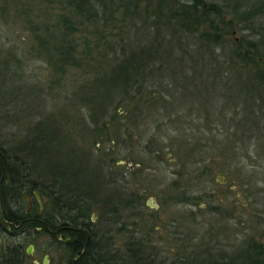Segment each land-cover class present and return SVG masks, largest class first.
I'll use <instances>...</instances> for the list:
<instances>
[{
  "label": "rangeland",
  "instance_id": "374dc122",
  "mask_svg": "<svg viewBox=\"0 0 264 264\" xmlns=\"http://www.w3.org/2000/svg\"><path fill=\"white\" fill-rule=\"evenodd\" d=\"M205 1L221 6L225 15L221 24L229 33L209 64L217 71H210L211 75L221 74L219 84L214 88L213 81L190 79L192 67L204 68V60L190 63L185 78H177L176 72L174 80H162L170 88V95L163 97L167 107L155 102L152 115L137 118L126 127L117 117L107 130L99 131L101 137L92 145L96 138L86 126L91 121L86 114L89 107H81L80 92L90 91V82L99 75L96 69L103 68L74 65L64 67V77H58L47 61L49 56L37 50L35 36L62 33L64 21L69 19L74 28L68 33L76 35L77 53L85 50L92 58L98 53L102 34L110 44L117 33H157L156 29L144 28L142 17L129 20L117 12L110 18L118 4L113 0H90L89 5L99 9L93 19L87 18L88 3L81 0H0V143L5 148L20 146L32 140L36 124L56 120L64 139L55 144L52 153L60 154V150L63 158L68 155L71 171L86 168L94 172L95 201L89 203L88 214L93 229L110 238L114 255L127 254L129 245L140 240L139 246L150 249V254L157 252L159 262L209 254L239 264V254L249 246L261 249L258 256L264 257V91L252 79L236 81L231 64L224 62L232 43L253 41L255 30L246 28L252 17L245 24L234 21L229 25V19L233 20L229 11L238 0ZM260 3L264 0H245L239 11ZM77 6H82L81 11ZM141 6L142 11L144 4ZM260 8L261 15L256 16L259 14L257 20L264 30V4ZM153 23L148 21L150 26ZM200 31L188 33H214ZM182 37L192 44L190 49L196 48L191 36ZM196 49L189 52L198 56ZM44 152L47 159L48 152ZM180 154L182 165L177 158ZM53 161L48 158L46 164ZM27 169L33 174L39 166L27 163ZM36 179L38 176L33 180L40 181V177ZM66 179L69 177L63 184ZM35 197L36 201L29 195L19 201L23 211L42 210L45 196ZM1 201L2 197L0 213ZM8 229V238L18 241L21 232ZM30 236L24 252L29 245L33 250L30 256L25 253V264H70L72 259L63 245L53 244L39 230ZM4 239L5 233L0 232V242Z\"/></svg>",
  "mask_w": 264,
  "mask_h": 264
},
{
  "label": "trees",
  "instance_id": "16d2710c",
  "mask_svg": "<svg viewBox=\"0 0 264 264\" xmlns=\"http://www.w3.org/2000/svg\"><path fill=\"white\" fill-rule=\"evenodd\" d=\"M81 1L88 3V6L86 5L89 11L87 18H96V12H98L96 10L99 9H95L93 5L91 7L90 0ZM111 1L108 0V2ZM113 1L118 4L115 10L112 9L113 13L110 18L117 12L122 13L123 17L129 20L142 17V22L145 20L143 27L155 28L157 33H117L113 43L110 44L102 34L98 53L92 54V58L87 57L90 54H87L85 50L80 54L77 53L76 35L68 33L74 28L69 19L64 21V32L42 33L44 36L39 33L37 35L40 36H35L37 50L49 56L47 61L53 66L58 77L61 75L63 78L65 70L74 65L95 64L94 66L103 68L102 70L96 69L99 71L98 80L90 82V91L82 89L80 92V101L84 103L81 107L85 110L89 107L86 114L91 121L86 126L90 132H93L91 135L96 138L92 145L97 144L96 141L101 137L99 131L107 130V125L115 119L120 118V122L126 127L127 123L135 124L137 118L152 115L153 107L157 105V102L159 106L167 107L166 98L163 97H167L165 94L170 95V88H165L162 80L173 79L172 75L176 72L178 73L177 78H185L188 76L186 73L189 71L187 68L190 63L194 65L200 62V59L204 60V68L196 70L192 67V74L189 77L190 79L213 81L212 86L215 88L219 84L221 74L211 75L210 71H217L209 64L214 62L217 56L214 51H217L221 44H225V36L229 34L225 33L228 31L221 24L225 15L221 6L216 3H209L205 0H183L180 3H176V0ZM243 1L245 0H238L231 6L229 12H232L230 15L233 20L229 19L231 23L229 25H233L234 21L245 24L246 19L252 17L248 19L249 24L246 28L255 30L254 39L250 42L243 39L232 43V51L224 62L231 64L233 69L231 75L236 81L242 77L245 80L252 79L256 84H260L264 91V30L261 28L263 24H259L257 20L259 14L261 15L260 7L264 3H260V6L250 5L242 12L239 10ZM77 9L81 11L82 6H77ZM257 13L259 14L256 16ZM161 19L163 23L160 22ZM149 20H154L151 26L148 25ZM120 23L123 25L122 20ZM206 29L213 30L214 33H188L199 30L202 32ZM182 36H191L193 47L197 49H190L192 44L189 46L185 43ZM88 46L89 43L86 46L87 50ZM195 49L198 56L194 55V52L193 54L189 52ZM235 63L237 65L242 63L244 66L236 68L232 66ZM90 78H94L93 75ZM158 80L160 86L157 85ZM168 85L169 83L165 86ZM171 97H176V95L172 94ZM85 123L86 121L83 122ZM59 125L56 120H46V122L36 124L32 129V140L21 142L20 146L17 144L13 148H5L0 143V198L2 197L0 232L5 233V239L0 242V264H25L24 244L30 241L32 231L39 230L50 236L49 231L61 225L74 228L83 225L85 228V233L73 234V239L77 240V244L71 246L70 253L76 257V260H71L70 264H236L233 260L229 262L224 258L216 260L209 254L205 257L175 256L173 259H163L159 262L157 252L150 254V249L139 246L141 245L140 240L129 245L130 251L127 254L114 255L115 250L112 251L110 248L108 235L96 231L90 223L91 217L88 213L92 206L89 203L95 201L94 192H92L95 187L94 181H96L94 178L96 176H93L94 172L90 169L85 170L86 168L84 172L71 171L70 165L66 163L68 159L70 160L67 154L63 158L60 150H58L60 154L52 153L55 144H60L64 139L60 130L56 129V127L61 128ZM27 145L29 146L26 148ZM46 150L48 158H54L53 163L47 162L46 164L48 158L45 159L46 157L42 154ZM158 153H161V149ZM177 158L178 162L180 161L179 164L182 165V155L180 154ZM27 163L36 164L39 169L32 174V171L27 169ZM37 176L38 179L40 177V181L36 183L33 178ZM68 177L69 179H66L68 182L63 184V179ZM43 179L46 183L42 182ZM65 186L68 189H65ZM36 194L45 196L46 205L37 212L23 211L19 201L24 200L27 195L34 197L36 201ZM7 227L23 233L22 236L21 234L17 236L18 241H11V238H8L11 235ZM260 251L261 249L254 246L245 248L243 255L239 254V264H245L247 259H250L249 264H264L262 260L264 257L259 258L258 256L262 255Z\"/></svg>",
  "mask_w": 264,
  "mask_h": 264
},
{
  "label": "flooded vegetation",
  "instance_id": "af4514ba",
  "mask_svg": "<svg viewBox=\"0 0 264 264\" xmlns=\"http://www.w3.org/2000/svg\"><path fill=\"white\" fill-rule=\"evenodd\" d=\"M92 221L90 220V223ZM63 226V225H61ZM58 227L57 229H51L49 231V237L52 238V243L57 244L59 246L63 245L65 247V251L69 252L70 258L72 261L76 260V257H72V254L70 253L71 246L77 244V240L73 239V234L76 235V233H85V228L83 225H80L78 228H74L68 225H65L63 227Z\"/></svg>",
  "mask_w": 264,
  "mask_h": 264
},
{
  "label": "water",
  "instance_id": "95a60500",
  "mask_svg": "<svg viewBox=\"0 0 264 264\" xmlns=\"http://www.w3.org/2000/svg\"><path fill=\"white\" fill-rule=\"evenodd\" d=\"M32 250H33L32 245H29V246L26 248V255L30 256L31 253H32Z\"/></svg>",
  "mask_w": 264,
  "mask_h": 264
}]
</instances>
